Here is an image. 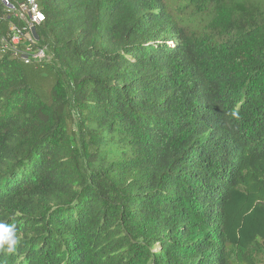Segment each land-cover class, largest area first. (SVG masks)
<instances>
[{
	"label": "trees",
	"instance_id": "1",
	"mask_svg": "<svg viewBox=\"0 0 264 264\" xmlns=\"http://www.w3.org/2000/svg\"><path fill=\"white\" fill-rule=\"evenodd\" d=\"M38 3L0 46V264H264V0Z\"/></svg>",
	"mask_w": 264,
	"mask_h": 264
},
{
	"label": "built area",
	"instance_id": "2",
	"mask_svg": "<svg viewBox=\"0 0 264 264\" xmlns=\"http://www.w3.org/2000/svg\"><path fill=\"white\" fill-rule=\"evenodd\" d=\"M0 2L13 11L12 18L8 25V38L0 37V46L4 49L12 50L13 54H17L16 46L26 40L34 43L32 37L34 33V25L39 24L44 20V13L40 9L38 0H14L15 6L10 3V0H0ZM21 57L25 62L31 58L49 59L45 54V48L39 47L32 49L30 46H25Z\"/></svg>",
	"mask_w": 264,
	"mask_h": 264
},
{
	"label": "clouds",
	"instance_id": "3",
	"mask_svg": "<svg viewBox=\"0 0 264 264\" xmlns=\"http://www.w3.org/2000/svg\"><path fill=\"white\" fill-rule=\"evenodd\" d=\"M233 116L239 118L237 113H233ZM18 243L19 236L16 225L14 223L0 222V251L13 254Z\"/></svg>",
	"mask_w": 264,
	"mask_h": 264
}]
</instances>
